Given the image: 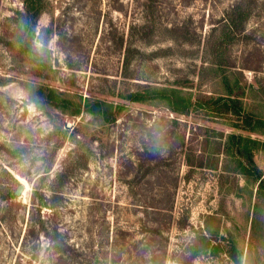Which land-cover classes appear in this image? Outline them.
I'll return each instance as SVG.
<instances>
[{"label":"rangeland","instance_id":"rangeland-1","mask_svg":"<svg viewBox=\"0 0 264 264\" xmlns=\"http://www.w3.org/2000/svg\"><path fill=\"white\" fill-rule=\"evenodd\" d=\"M43 3L48 80L16 42L23 1L0 0V264H264V186L225 151L230 120L126 99L217 97L227 77L264 121V0ZM42 82L116 121L44 105ZM243 135L264 178V127Z\"/></svg>","mask_w":264,"mask_h":264},{"label":"trees","instance_id":"trees-1","mask_svg":"<svg viewBox=\"0 0 264 264\" xmlns=\"http://www.w3.org/2000/svg\"><path fill=\"white\" fill-rule=\"evenodd\" d=\"M24 3V25L18 32L16 42L20 45L21 53L25 55V61L32 65L31 74L42 79L48 80L51 73V65L39 55L36 46L33 43L35 35V26L43 10V0H22ZM225 83L228 93L217 97H199L192 99H177L174 94L168 90L150 89L145 92H139L126 97L128 101L145 103L157 99L166 102L168 108L175 114L187 115L192 111L204 112L216 117L228 118L231 122L233 132L228 137L225 145V151L229 153L237 164V169L251 178L253 181L264 186V178L260 169L255 163L254 154L258 148L259 142L249 136H244L243 132H259L264 127V121L254 113L246 111L239 94H235L234 88L225 77ZM33 93L38 100L46 106L53 107L65 114L78 116L87 112L99 118L104 124H112L116 121L119 114L113 107L105 101L86 100L76 102L70 95L59 92L49 84L42 82L32 87ZM236 261V257H234ZM239 262V261H238Z\"/></svg>","mask_w":264,"mask_h":264},{"label":"water","instance_id":"water-1","mask_svg":"<svg viewBox=\"0 0 264 264\" xmlns=\"http://www.w3.org/2000/svg\"><path fill=\"white\" fill-rule=\"evenodd\" d=\"M24 191H25V186H24L23 184H20V185L17 187L15 194H16L17 196H20V195H22V194L24 193Z\"/></svg>","mask_w":264,"mask_h":264},{"label":"bare ground","instance_id":"bare-ground-1","mask_svg":"<svg viewBox=\"0 0 264 264\" xmlns=\"http://www.w3.org/2000/svg\"><path fill=\"white\" fill-rule=\"evenodd\" d=\"M26 187V186H25Z\"/></svg>","mask_w":264,"mask_h":264}]
</instances>
